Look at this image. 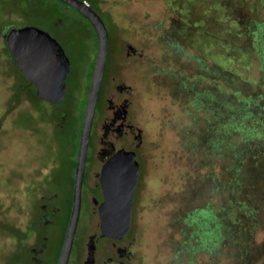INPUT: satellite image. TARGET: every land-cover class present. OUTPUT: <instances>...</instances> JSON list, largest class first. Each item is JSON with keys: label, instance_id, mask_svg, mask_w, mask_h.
I'll return each instance as SVG.
<instances>
[{"label": "rangeland", "instance_id": "1", "mask_svg": "<svg viewBox=\"0 0 264 264\" xmlns=\"http://www.w3.org/2000/svg\"><path fill=\"white\" fill-rule=\"evenodd\" d=\"M170 1L100 0L99 4L109 16L102 15L109 43L97 112L107 116L106 99L118 94L127 99L129 123L141 134L130 230L120 248L131 253L128 264H234L231 256L197 247L204 242L198 235L196 243L189 241L194 228L187 226V213L200 209L216 213L220 186L231 177L233 154L249 134L243 129L222 136L226 124L220 115L229 114L237 99L251 96L254 102L258 94L264 96V83L257 86L261 79L257 69H242L238 60L219 57V46L203 47L197 36L205 33L226 41V48L237 47L234 35L240 34L241 26L253 32L264 28V0H180L184 4L179 8ZM23 27L46 31L68 58L63 102L31 101V89H21L25 83L12 63L5 37L11 29ZM240 37L242 44L249 40ZM95 55L93 28L70 7L56 0H0V264L17 259L15 228L44 234L47 250L39 260L55 262L67 221ZM118 89L125 92L123 96ZM62 110L66 113L61 117ZM245 178L264 189L257 175ZM92 182L90 174L88 183ZM41 201L49 208L47 213L58 210L46 228L36 224ZM79 218L73 264H85L89 238L99 233L91 203L83 205ZM262 218L264 222V211ZM262 239L264 226L255 231L256 249L263 245ZM27 243L32 246L33 241ZM96 243L103 246L106 240L97 238ZM192 245L197 247L193 252ZM255 264H264V250Z\"/></svg>", "mask_w": 264, "mask_h": 264}, {"label": "trees", "instance_id": "2", "mask_svg": "<svg viewBox=\"0 0 264 264\" xmlns=\"http://www.w3.org/2000/svg\"><path fill=\"white\" fill-rule=\"evenodd\" d=\"M22 1H25L27 3H40L43 0ZM81 1L88 3L89 6L100 16V18L104 22L102 15L107 14L101 12L99 6L100 0ZM170 4L173 8H179V6L181 4H184V2H181L180 0H171ZM186 5L188 6V10H191L192 4H190L189 2ZM75 12L78 13L77 11ZM241 27V35L239 33L234 35L238 37L235 40V42L237 43V47L235 48H226V41H219V39L217 40L214 37H209L205 33L197 37L202 40L201 43H203V47L207 45H210L211 47L219 46L220 51L216 52L219 57H231L235 60H238V66H240V68L242 69H248L252 67L257 69V71L261 74V79L257 82V86L260 87V85L264 83V28L258 27V29L253 32L249 28V26ZM243 35L244 38L249 37V40L247 39V42H245V44H242L239 41V39L242 38L240 36ZM251 35L254 36L252 41ZM228 44L231 45L230 42ZM5 45L7 47L6 42ZM8 53H10V58L16 68L17 73L21 76L25 83L23 84L21 89H31V92L33 94L29 96L31 101H43L39 99L35 94L33 85L23 77L9 49ZM251 99V96H248V98L237 99V104L231 109V112L229 114L222 113L220 115V118L222 119V121H224L223 123L226 124L225 130L221 132L222 136L227 137L234 132L239 133L243 129H246L249 134L244 135V137L242 138L244 144L239 146L237 152L233 154V160L230 167L231 177L226 184H222L220 186V193L222 195L219 198L220 204L216 210V213L213 214L211 209H200L194 210L192 213H187V217L189 220V225L187 226L194 228L190 232L189 241L191 242L193 240V243H196L197 240L194 238V236L198 235L203 239L204 242H202L201 246L197 247H204L208 251L215 250L218 256H231L234 259V264H255L261 258L264 250V239H262L263 241L261 243H263V245L259 249H256L254 247L255 231L258 227L264 226L262 218V213L264 211V189H258L259 187L257 184L248 182V180L245 178L247 175L253 176L255 174L257 175V179L260 182H264L263 93L257 95V101L253 102ZM233 109H235V111H233ZM61 113H64V111ZM60 115L62 116V114ZM248 121H250L251 123L250 127H248L247 125ZM37 144L40 145L39 143ZM261 168H263V171L261 170ZM255 171L257 174L255 173ZM36 177L38 178V174L36 175ZM73 178L74 176H72L71 179L70 202L67 221L64 227V234L61 238L60 248L56 254V259L53 264H57L71 212ZM42 203L44 204V202L41 201L36 206V224L40 228H46L53 224L54 220L52 218L58 214V210L54 211L53 215L49 213L50 216L48 220H51V223L44 224L43 215L46 214V211L40 209V207H42ZM16 229L17 228H15L14 230V236H16L17 242H14V248L17 254V259L15 262H13V264H42V261L39 260V255L43 254L44 256V254H46V244L48 242V238L44 236V234H36V229L31 228V231L27 232L25 230L21 231L19 229ZM29 240L33 241L32 246L27 245L29 244L27 243ZM38 243L40 244L38 248L39 250L43 245L45 246V248L42 249V252L37 251L38 249L33 247ZM197 247L192 245L190 250L193 252ZM75 260L76 259H74V261Z\"/></svg>", "mask_w": 264, "mask_h": 264}, {"label": "water", "instance_id": "3", "mask_svg": "<svg viewBox=\"0 0 264 264\" xmlns=\"http://www.w3.org/2000/svg\"><path fill=\"white\" fill-rule=\"evenodd\" d=\"M77 11L93 28L97 41L96 57L79 135L71 212L57 264H68L77 236L81 211V190L93 119L108 53V32L100 16L81 0H56ZM7 47L23 77L34 85L39 99L51 104L62 102L69 61L60 44L46 31L35 27L11 29ZM120 167L101 170L103 200L98 206L99 237L119 240L130 230L133 200L138 181V164L133 151L121 149L115 154ZM94 236L87 243V260L94 262Z\"/></svg>", "mask_w": 264, "mask_h": 264}, {"label": "flooded vegetation", "instance_id": "4", "mask_svg": "<svg viewBox=\"0 0 264 264\" xmlns=\"http://www.w3.org/2000/svg\"><path fill=\"white\" fill-rule=\"evenodd\" d=\"M102 86L103 84L101 85L99 90L95 115H94L91 134L89 138L88 151H87L86 164L84 169V177H83L82 190H81V210L83 205L86 202H89L91 203V210L93 211L95 209L97 212V216H98V206L103 200L102 188L100 185L101 170L105 166L108 169L110 168L116 169L120 167V165L118 164H112V161L120 160V157H116L115 154L121 149H124L125 151H133L135 153V161L138 164V173H139L140 165L138 160H140L139 148L141 146L140 131L138 129L134 130L133 126L129 123L128 120L129 103L127 102V99L118 97V94L116 96H113L112 98H107L104 107V112L106 111L107 116H104V114H102V116L99 117V112H97V110L99 107V100L101 99ZM34 90L36 94L35 87ZM118 93L121 94L120 96H123V93L125 92L123 90L118 89ZM66 96H67V90L65 88V95L62 102L65 100ZM101 103H103V100H101ZM63 111L64 110H62V112ZM100 112L102 113L103 109L100 108ZM61 114L63 116L65 114V111L64 113ZM96 118L99 120H95ZM75 164H74L73 173L75 172ZM90 174L93 175L92 184L88 183ZM73 185H74V178H73L72 190H73ZM136 191H137V185H136L135 193ZM47 209H49L47 208V205L43 204L42 210L46 211V214L43 215L44 224L51 223V220H48L50 216L49 213L51 212V214L53 215V212L56 211L55 209H50L49 213H47L48 212ZM80 216H81V211H80ZM97 238H100L99 233L94 238L95 249H94L93 264H97V263L98 264H128L127 262L131 258V253L126 254L124 250L120 248V243L123 241V238L119 240L105 239L106 243L103 246L97 245L96 243ZM44 248L45 246L43 245L42 248L40 250L38 249L37 251L42 252L43 251L42 249ZM75 250L76 248H75V239H74L72 245V252L68 264H73L74 261L73 253Z\"/></svg>", "mask_w": 264, "mask_h": 264}]
</instances>
